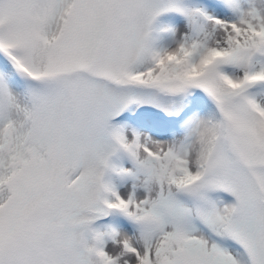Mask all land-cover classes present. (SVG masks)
<instances>
[{
    "label": "snow or ice",
    "instance_id": "obj_1",
    "mask_svg": "<svg viewBox=\"0 0 264 264\" xmlns=\"http://www.w3.org/2000/svg\"><path fill=\"white\" fill-rule=\"evenodd\" d=\"M0 264H264V0H0Z\"/></svg>",
    "mask_w": 264,
    "mask_h": 264
}]
</instances>
